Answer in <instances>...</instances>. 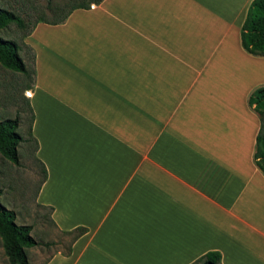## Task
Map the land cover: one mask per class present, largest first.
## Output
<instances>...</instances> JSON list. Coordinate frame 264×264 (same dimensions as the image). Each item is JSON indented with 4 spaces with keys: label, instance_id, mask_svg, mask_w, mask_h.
I'll return each mask as SVG.
<instances>
[{
    "label": "crops",
    "instance_id": "1",
    "mask_svg": "<svg viewBox=\"0 0 264 264\" xmlns=\"http://www.w3.org/2000/svg\"><path fill=\"white\" fill-rule=\"evenodd\" d=\"M251 0H102L37 21L29 138L35 202L87 231L46 264H264V177L247 97L264 57L239 29ZM33 142V144H34Z\"/></svg>",
    "mask_w": 264,
    "mask_h": 264
},
{
    "label": "rangeland",
    "instance_id": "2",
    "mask_svg": "<svg viewBox=\"0 0 264 264\" xmlns=\"http://www.w3.org/2000/svg\"><path fill=\"white\" fill-rule=\"evenodd\" d=\"M84 2L87 0H0L1 9L13 13L23 22V28H17L13 23L8 24L0 30V37L15 43L18 55L28 71V75H24L0 67V120L17 119L15 131L26 140L17 144V164L0 157V205L13 211L17 225L31 227L30 236L35 241L52 243L49 247L39 245L26 249L28 264H44L52 254L65 250L69 238L55 230L49 219V211L35 202L42 170L34 159V144L29 138L31 112L27 90L33 80V52L30 48H25L22 40L37 21L56 22L70 7ZM0 264H8L1 245Z\"/></svg>",
    "mask_w": 264,
    "mask_h": 264
},
{
    "label": "trees",
    "instance_id": "3",
    "mask_svg": "<svg viewBox=\"0 0 264 264\" xmlns=\"http://www.w3.org/2000/svg\"><path fill=\"white\" fill-rule=\"evenodd\" d=\"M102 0H87L70 7L64 16L56 22H45L50 25L61 24L69 12L74 9H88L90 4L98 5ZM40 21V20H39ZM13 23L17 28H23V22L13 13L0 8V30ZM35 24H33L34 26ZM33 26L25 33L29 34ZM239 44L241 49L251 55L264 57V0H251L247 6L244 19L239 29ZM33 61V55H31ZM0 67L3 69L28 75L26 65L18 55V49L14 42L0 37ZM33 74V69H31ZM247 106L258 117L259 129L255 136L254 151L252 161L257 170L264 177V85L251 91L247 97ZM17 119L0 120V157L12 164H17L16 147L20 142H26L15 131L17 129ZM34 142V141H32ZM34 148L36 144L34 142ZM42 170L41 182L45 179V169L40 164ZM40 182V183H41ZM1 194V191H0ZM49 212L51 209H47ZM13 211L7 210L0 205V245L2 254L8 264H28L25 250L35 246L49 247L50 242L39 243L30 236L31 227L29 225H17ZM83 227H76L70 231L61 232L63 237L69 238L68 244L62 256L70 254L71 244L86 233ZM51 257V256H50ZM48 257L44 264L50 259ZM220 254L216 251H208L194 260L190 264H220Z\"/></svg>",
    "mask_w": 264,
    "mask_h": 264
},
{
    "label": "bare ground",
    "instance_id": "4",
    "mask_svg": "<svg viewBox=\"0 0 264 264\" xmlns=\"http://www.w3.org/2000/svg\"><path fill=\"white\" fill-rule=\"evenodd\" d=\"M92 7H94V6H92ZM92 7H91V8H92ZM28 96H30V93H29V92H28Z\"/></svg>",
    "mask_w": 264,
    "mask_h": 264
},
{
    "label": "built area",
    "instance_id": "5",
    "mask_svg": "<svg viewBox=\"0 0 264 264\" xmlns=\"http://www.w3.org/2000/svg\"><path fill=\"white\" fill-rule=\"evenodd\" d=\"M92 6H93V5L91 4V5H90V9H91Z\"/></svg>",
    "mask_w": 264,
    "mask_h": 264
}]
</instances>
